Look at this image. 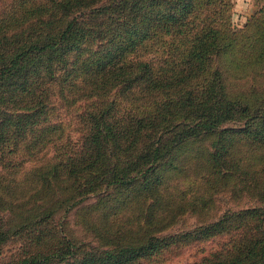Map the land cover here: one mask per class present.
Returning <instances> with one entry per match:
<instances>
[{"label":"trees","instance_id":"obj_1","mask_svg":"<svg viewBox=\"0 0 264 264\" xmlns=\"http://www.w3.org/2000/svg\"><path fill=\"white\" fill-rule=\"evenodd\" d=\"M228 17L227 0H0V264H147L216 240L183 264H264V0ZM151 40L163 55L142 58ZM222 195L255 205L162 233ZM90 199L98 246L59 221Z\"/></svg>","mask_w":264,"mask_h":264},{"label":"rangeland","instance_id":"obj_2","mask_svg":"<svg viewBox=\"0 0 264 264\" xmlns=\"http://www.w3.org/2000/svg\"><path fill=\"white\" fill-rule=\"evenodd\" d=\"M229 2V17L227 19V24L233 29H240L248 18L256 14L257 9L261 5L262 0H227ZM142 53V58L146 59H156L163 55V49L159 46L157 41L147 42L140 50ZM249 78L245 77L241 79H233L232 83L235 88H242L244 85L242 83L248 84ZM259 82L264 83V77L259 78ZM227 126H236L237 123H226ZM49 156V154H46ZM222 198L216 196L213 198L212 206L209 212L205 215H195L192 213H186L180 215L178 219L170 226L166 228L162 233L170 235H178L179 233L189 231L192 227L197 226L199 223H205L212 219L217 218L225 209L230 208L231 210H236L241 207H249L255 205L251 203L252 200H243L233 202L227 196H221ZM93 200H86L76 206L75 209L70 212L63 214L59 220L64 229L66 235L70 237L74 242L90 244L93 246H98L99 242L95 240L94 233L89 226V221L91 224H96L99 218H94L95 216H90L86 214L85 205L87 207L88 203ZM93 217V218H91ZM19 240H16L13 244L6 245L4 255L10 253V251L15 250ZM217 241V240H216ZM216 241H204V242H190L185 244H177L173 248L164 250L162 253L156 255L147 264H183L191 262L200 258L208 249L215 247Z\"/></svg>","mask_w":264,"mask_h":264}]
</instances>
